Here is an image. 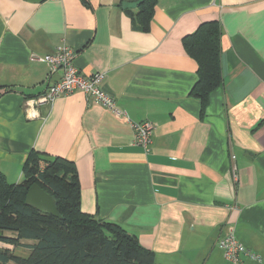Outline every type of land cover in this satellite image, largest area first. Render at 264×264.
Here are the masks:
<instances>
[{"label": "crops", "instance_id": "obj_1", "mask_svg": "<svg viewBox=\"0 0 264 264\" xmlns=\"http://www.w3.org/2000/svg\"><path fill=\"white\" fill-rule=\"evenodd\" d=\"M137 1L0 0V173L21 182L31 151L72 161L81 211L155 264H232L218 247L229 233L256 257L239 264H264V0H156L147 32L139 6L122 8ZM211 21L222 83L202 107L182 39ZM61 43L80 73L103 74L117 113L73 92L27 114L61 76L38 58ZM142 122L147 151L133 143Z\"/></svg>", "mask_w": 264, "mask_h": 264}, {"label": "trees", "instance_id": "obj_2", "mask_svg": "<svg viewBox=\"0 0 264 264\" xmlns=\"http://www.w3.org/2000/svg\"><path fill=\"white\" fill-rule=\"evenodd\" d=\"M155 5L156 0H141L138 12L130 14L134 28L149 31ZM220 40L216 21L200 24L182 39L185 53L198 66L193 95L202 107L222 83ZM22 177L18 184H8L0 173V264H155L154 254L135 236L81 211L72 161L31 151ZM34 184L53 198L58 218L25 205ZM16 247L26 248L28 255H16Z\"/></svg>", "mask_w": 264, "mask_h": 264}, {"label": "built area", "instance_id": "obj_3", "mask_svg": "<svg viewBox=\"0 0 264 264\" xmlns=\"http://www.w3.org/2000/svg\"><path fill=\"white\" fill-rule=\"evenodd\" d=\"M75 56V52L70 47L61 43L52 54L38 58L39 61L48 65L50 73L54 74L60 71L61 76L45 93L26 103L25 110L27 114L30 112L29 114L31 116V112L35 107L50 106L56 98L72 94L73 92H81L95 104L113 113H117L112 97L101 88L103 74L95 73L91 76L83 75L73 65ZM132 129L133 143L147 151L151 143L154 126L149 122H142L132 124ZM218 247L223 252L226 260L232 264H237L240 256L256 258L251 251L240 244L231 233L218 240Z\"/></svg>", "mask_w": 264, "mask_h": 264}, {"label": "water", "instance_id": "obj_4", "mask_svg": "<svg viewBox=\"0 0 264 264\" xmlns=\"http://www.w3.org/2000/svg\"><path fill=\"white\" fill-rule=\"evenodd\" d=\"M139 5L140 1L134 3H123L122 8L134 9ZM24 203L26 206L34 208L40 212H46L54 217H59L53 198L35 184L28 189Z\"/></svg>", "mask_w": 264, "mask_h": 264}, {"label": "rangeland", "instance_id": "obj_5", "mask_svg": "<svg viewBox=\"0 0 264 264\" xmlns=\"http://www.w3.org/2000/svg\"><path fill=\"white\" fill-rule=\"evenodd\" d=\"M13 252L18 255V256H21V257H25L26 255H28V251L26 250V248L22 247V248H19V247H16Z\"/></svg>", "mask_w": 264, "mask_h": 264}]
</instances>
